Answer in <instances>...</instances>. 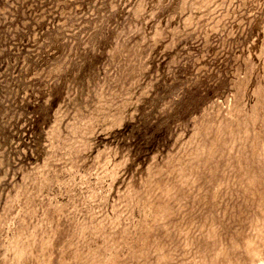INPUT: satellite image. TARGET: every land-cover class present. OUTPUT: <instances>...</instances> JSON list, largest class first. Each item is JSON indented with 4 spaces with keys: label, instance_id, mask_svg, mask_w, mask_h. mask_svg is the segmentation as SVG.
Returning <instances> with one entry per match:
<instances>
[{
    "label": "rangeland",
    "instance_id": "rangeland-1",
    "mask_svg": "<svg viewBox=\"0 0 264 264\" xmlns=\"http://www.w3.org/2000/svg\"><path fill=\"white\" fill-rule=\"evenodd\" d=\"M0 264H264V0H0Z\"/></svg>",
    "mask_w": 264,
    "mask_h": 264
}]
</instances>
